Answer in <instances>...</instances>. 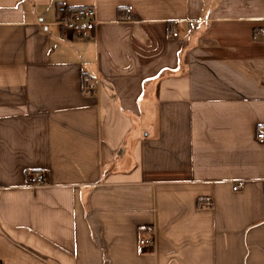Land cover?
Masks as SVG:
<instances>
[{
	"label": "crops",
	"instance_id": "crops-1",
	"mask_svg": "<svg viewBox=\"0 0 264 264\" xmlns=\"http://www.w3.org/2000/svg\"><path fill=\"white\" fill-rule=\"evenodd\" d=\"M263 28L264 0H0V264H264Z\"/></svg>",
	"mask_w": 264,
	"mask_h": 264
},
{
	"label": "built area",
	"instance_id": "built-area-1",
	"mask_svg": "<svg viewBox=\"0 0 264 264\" xmlns=\"http://www.w3.org/2000/svg\"><path fill=\"white\" fill-rule=\"evenodd\" d=\"M58 10L61 13L59 23L67 29L78 33H85L93 31L96 27V8L93 6L81 7L70 12L66 6L61 5ZM262 33L264 34V28ZM173 35L177 36L178 33L174 31ZM88 88L92 90L94 88V84H89ZM259 138L264 139V132L259 134ZM27 184L32 187L48 185V178L44 172L29 171L27 175ZM239 186V184L234 185V189L237 190ZM208 204L210 205L211 202ZM153 244L154 237L151 234H144L140 239L139 251L144 252L147 247L152 246Z\"/></svg>",
	"mask_w": 264,
	"mask_h": 264
}]
</instances>
